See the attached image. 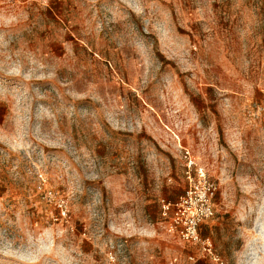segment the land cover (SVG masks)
Returning a JSON list of instances; mask_svg holds the SVG:
<instances>
[{
	"label": "rangeland",
	"instance_id": "1",
	"mask_svg": "<svg viewBox=\"0 0 264 264\" xmlns=\"http://www.w3.org/2000/svg\"><path fill=\"white\" fill-rule=\"evenodd\" d=\"M189 159L211 252L162 211ZM215 256L264 264V0H0V264Z\"/></svg>",
	"mask_w": 264,
	"mask_h": 264
},
{
	"label": "built area",
	"instance_id": "2",
	"mask_svg": "<svg viewBox=\"0 0 264 264\" xmlns=\"http://www.w3.org/2000/svg\"><path fill=\"white\" fill-rule=\"evenodd\" d=\"M186 173L189 184L185 192L175 201L163 198L162 211L170 218V232L177 233L184 241L202 242L211 252L210 239L203 238L201 226L216 214V185L208 177L206 169L198 166L193 159H189ZM215 260L217 264H224L219 256H215Z\"/></svg>",
	"mask_w": 264,
	"mask_h": 264
}]
</instances>
